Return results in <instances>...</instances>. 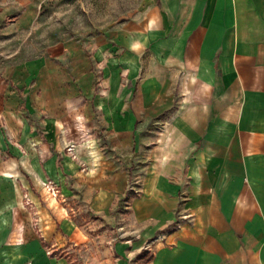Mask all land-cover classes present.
I'll return each instance as SVG.
<instances>
[{
	"label": "crops",
	"instance_id": "obj_1",
	"mask_svg": "<svg viewBox=\"0 0 264 264\" xmlns=\"http://www.w3.org/2000/svg\"><path fill=\"white\" fill-rule=\"evenodd\" d=\"M48 1L0 0V264L94 238L105 264H264V0H142L84 39L44 32Z\"/></svg>",
	"mask_w": 264,
	"mask_h": 264
},
{
	"label": "rangeland",
	"instance_id": "obj_2",
	"mask_svg": "<svg viewBox=\"0 0 264 264\" xmlns=\"http://www.w3.org/2000/svg\"><path fill=\"white\" fill-rule=\"evenodd\" d=\"M142 0H50L43 6L46 34L52 29L60 37L78 39L106 34L131 20L142 8ZM127 78L126 76H124ZM95 237V236H94ZM100 239L94 238L86 245L77 246L67 259V264H105L103 260H90ZM46 254V253H45Z\"/></svg>",
	"mask_w": 264,
	"mask_h": 264
},
{
	"label": "built area",
	"instance_id": "obj_3",
	"mask_svg": "<svg viewBox=\"0 0 264 264\" xmlns=\"http://www.w3.org/2000/svg\"><path fill=\"white\" fill-rule=\"evenodd\" d=\"M69 149H72V146H70ZM44 189L46 190L47 194H49L50 197L57 199L61 197V188L57 182H55L53 179H47L44 184Z\"/></svg>",
	"mask_w": 264,
	"mask_h": 264
}]
</instances>
